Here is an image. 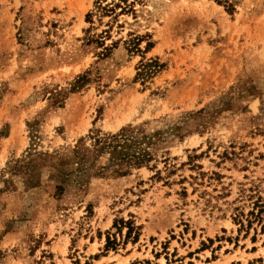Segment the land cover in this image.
<instances>
[{"label": "rangeland", "instance_id": "374dc122", "mask_svg": "<svg viewBox=\"0 0 264 264\" xmlns=\"http://www.w3.org/2000/svg\"><path fill=\"white\" fill-rule=\"evenodd\" d=\"M128 127L148 164L79 169ZM256 201L264 0H0V264H264Z\"/></svg>", "mask_w": 264, "mask_h": 264}, {"label": "trees", "instance_id": "16d2710c", "mask_svg": "<svg viewBox=\"0 0 264 264\" xmlns=\"http://www.w3.org/2000/svg\"><path fill=\"white\" fill-rule=\"evenodd\" d=\"M117 6V5H116ZM115 5H105L101 7L102 11L113 12ZM90 16L87 15V18ZM138 130L133 128H123L115 135L100 137L95 135L93 137V149L79 148L74 151V157L77 160L79 169H84L90 159L99 157L103 153L110 155V163L115 166V173L120 176H125L132 168H140L148 164L152 158V152L149 151L154 142L152 137H139ZM82 141L79 142L81 144ZM262 206L259 201L253 203L251 211L244 214L239 212L234 221L239 226L240 230L245 229L248 231L253 224L260 226L264 232V221L262 219ZM127 228L126 238L128 239L135 227H132L131 222L124 223ZM137 231V229H135ZM138 238V234L134 235V241ZM114 242L109 238L106 240V248H109Z\"/></svg>", "mask_w": 264, "mask_h": 264}]
</instances>
